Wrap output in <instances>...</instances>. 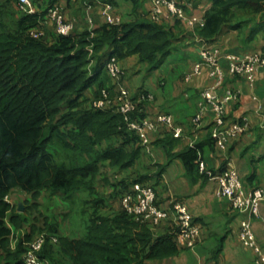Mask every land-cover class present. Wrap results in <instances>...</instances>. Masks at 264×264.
<instances>
[{"label": "trees", "instance_id": "obj_1", "mask_svg": "<svg viewBox=\"0 0 264 264\" xmlns=\"http://www.w3.org/2000/svg\"><path fill=\"white\" fill-rule=\"evenodd\" d=\"M97 1L114 5V0ZM126 1L135 10L143 2ZM46 17L47 13L20 10L17 0H0V259L4 253L10 255L13 229L7 221L15 229L22 227L20 215L6 200L14 190L32 197L60 193L73 201L78 191L94 189L92 180L102 162L126 169L140 157L141 149L135 146L142 140L129 128L125 115L87 105L85 92L89 90L94 91L92 100L104 89L117 94V85L105 69L106 60L116 57L121 66V61L136 56L152 72L174 50V25L158 24L148 15L134 22L59 35L54 42L32 35L36 29L43 30ZM204 19L195 34L207 44L225 27L240 30L248 24H252V42L264 31V0H212ZM143 93L147 96L132 97L138 108L130 114L131 121L148 118L144 105L149 98ZM105 142L108 145L101 150ZM209 143L215 144L212 136ZM154 144L167 147L173 141L160 139ZM201 154V144L178 154L167 148L169 161L181 159L189 174H200ZM164 169L160 165L158 175ZM224 169L211 171L217 174ZM145 179L141 176L132 184L146 183ZM177 233L175 226L170 234L155 239L148 225L123 210L113 217H94L83 239L59 237L57 244L47 243L41 256L53 264L59 255L67 256L70 264H150L179 253ZM24 253L25 248L12 255L15 264H24Z\"/></svg>", "mask_w": 264, "mask_h": 264}, {"label": "crops", "instance_id": "obj_2", "mask_svg": "<svg viewBox=\"0 0 264 264\" xmlns=\"http://www.w3.org/2000/svg\"><path fill=\"white\" fill-rule=\"evenodd\" d=\"M175 1L184 7L188 14L198 17L205 16L206 11L212 7V0ZM31 2L32 13H47L41 34L48 42H54L59 36L51 9H58L66 21L74 22L75 33L107 24L104 16L106 3L89 0H31ZM112 6L122 17V21L134 22L146 15L149 17L152 4L150 0H143L135 10L131 1L114 0ZM244 28L247 30L242 33ZM252 30V24L245 25L240 30L225 27L214 42L206 44L223 52L254 51L258 48L263 52L264 31L258 34L254 41L249 42ZM172 31L174 50L162 67L156 70L161 71L157 78H149L142 82L144 75L148 74L147 65L141 63L138 57L131 56L121 61L125 74L121 81L115 84L117 89L120 86L126 88L135 98L141 94L147 96L143 92L152 94L154 99L144 105L148 119H155L161 113H169L173 116L176 127L183 130L182 133L176 134L163 125L148 130V143L135 146V149L140 147L141 155L133 166L121 169L111 161L102 162L100 164L102 177L98 176L94 189L78 191L73 201L66 200L60 193H42L40 204H48L51 211L58 209V212L49 216L50 219L45 216L49 221L40 222V219L37 223L31 221L20 203L21 201L25 203V198L28 201L31 195L19 189L14 190L7 197V202L14 206V202L18 200L16 211L20 215L22 227L15 229L10 221H7V225L13 229L9 244L11 256L4 253L0 264H15L17 259L12 255L24 249L26 240L32 233L29 228L31 224L34 228L39 223L43 227L47 225V229L53 228L60 238L70 240L85 238L94 217H113L123 211L121 202L123 192L130 189L135 179L141 176H146L145 182L156 187L160 207L170 210L173 199H179L188 205L195 223L201 228V238L193 249L181 248L176 256L151 261L150 264H255V253L239 240L240 221L243 216L232 208L227 199L217 196L218 184L215 180L205 179L199 173L189 174L179 158L169 161L167 148L178 154L195 144H201V159L208 169L219 171L222 167L226 168L230 160L236 166L247 193L264 186V70L258 77V86L255 90H251L241 79L231 76L226 79V87L241 91L239 99L228 105L226 116L231 121L248 119L250 130L246 135L233 139L227 150L222 152L215 144L213 146L209 143L213 126L210 112L204 116L199 127L192 123L201 105H204L201 94L210 84L206 70L190 83L185 81L186 75L192 72L200 61L201 44L196 41L195 31L182 22H176ZM257 40L258 44L255 47L254 43ZM105 73L108 76L106 71ZM93 97V90L85 92V98L89 99V104L87 102L89 107ZM168 138L173 141L172 145L165 147L154 144L160 139ZM160 165H165V169L158 175ZM175 224V217L172 215L170 219L152 229L154 238L170 234ZM253 228L257 241L264 250V202L261 203L259 216L254 219ZM57 258V264H70L65 255H59Z\"/></svg>", "mask_w": 264, "mask_h": 264}, {"label": "built area", "instance_id": "obj_3", "mask_svg": "<svg viewBox=\"0 0 264 264\" xmlns=\"http://www.w3.org/2000/svg\"><path fill=\"white\" fill-rule=\"evenodd\" d=\"M20 10L32 13L30 0H17ZM152 7L149 17L156 23H171L179 21L187 25L193 31L205 24L204 16L190 15L175 0H150ZM96 2H99L96 0ZM51 15L56 23L59 35H69L74 29V22L66 21L58 9H51ZM104 16L107 24L118 25L122 17L114 12L110 4H105ZM32 35L41 38L39 30H34ZM197 43L201 44L200 61L195 65L192 72L186 75L185 81L190 83L195 77H199L206 70L209 78V86L202 92L204 100L199 111L192 119L195 127H199L204 116L210 112L213 126L211 136L216 147L224 152L233 139L246 135L250 130L248 119L231 121L226 116L228 105L239 99L240 90L225 86L226 79L231 76L243 80L251 90L258 86V77L264 70V55L256 51L223 52L218 48L209 47L206 41L196 35ZM111 80L114 83L121 81L123 71L116 57H110L105 62ZM149 101L154 99L148 95ZM90 108L100 110H113L125 115L129 128L135 130L142 140V144L148 143L147 131L159 126H167L176 134H181V127H176L171 114L161 113L155 119L143 121H131L129 116L138 105L132 100L128 90L122 86L117 89V94L112 96L106 89L102 90L98 98L92 100ZM199 172L215 180L218 184L217 196L229 201L232 208L243 216L240 221L239 240L252 250L255 255V264H264V250L258 243L253 228V222L259 216L261 203L264 202V186H259L247 193L234 163L229 160L227 166L221 172L214 174L208 169L206 163L200 159ZM122 208L136 221L156 227L161 222L175 217L177 245L181 248L193 249L201 238V228L195 223L193 214L182 201L173 200L171 209H163L158 204L156 189L148 183H134L122 197ZM58 237L54 233L43 232L27 245L23 256L24 264H52L41 256L47 243L57 244Z\"/></svg>", "mask_w": 264, "mask_h": 264}, {"label": "rangeland", "instance_id": "obj_4", "mask_svg": "<svg viewBox=\"0 0 264 264\" xmlns=\"http://www.w3.org/2000/svg\"><path fill=\"white\" fill-rule=\"evenodd\" d=\"M158 24H163V23H158ZM170 24L175 25L173 22H171ZM193 30V29H191ZM245 30H247V28H244L243 32L242 33H245ZM262 36V35H261ZM255 47L256 45L258 44V40L254 43ZM264 48V46L262 47ZM254 51H258L259 53L263 54L264 55V52H261V48H258ZM93 65V63H91ZM147 72L148 74L144 75L143 79H142V82H145L147 81L149 78H157V76L161 73V71H148L147 69ZM151 73V74H150ZM116 112V111H115ZM108 143L105 142L104 143V147L100 148L101 150H104L106 147H107ZM102 167V166H100ZM102 169L99 170V173L97 174V176L94 178V180H92V185L94 186L95 183L98 181V178L99 177H102ZM99 176V177H98ZM104 182V180H102ZM105 183V182H104ZM147 183V182H146ZM148 184H151V183H148ZM152 185V184H151ZM154 186V185H153ZM155 187V186H154ZM156 189V187H155ZM92 191V190H91ZM44 193H48V192H44ZM92 193V192H91ZM157 194V193H156ZM40 196L39 197H31L30 196V199L27 201V199L25 198V203L23 201H21L20 203L23 205V208H24V211L26 212V215L30 217L31 221H33L34 223H37L38 222V219H40V222H44V221H49L48 218L50 219V215H52L54 212H58V209H56L55 211H51V208L49 207L48 204L44 203V204H40ZM175 200H179L177 198H174ZM173 199V200H174ZM158 200V199H157ZM69 201V200H68ZM67 201V202H68ZM180 201V200H179ZM14 208L16 210V205L18 203V200H16L14 202ZM17 213V211H16ZM19 214V213H17ZM45 216H48V218H46ZM32 217V218H31ZM101 217V216H99ZM47 225H45L46 227ZM45 227L42 226V224H38L35 228L33 227V224L30 225V229L32 230V233H31V236H28L27 240H26V244L24 245V248L27 247L28 244H30L34 239L37 238V236L43 232H48L49 229H45ZM50 231V230H49Z\"/></svg>", "mask_w": 264, "mask_h": 264}, {"label": "clouds", "instance_id": "obj_5", "mask_svg": "<svg viewBox=\"0 0 264 264\" xmlns=\"http://www.w3.org/2000/svg\"><path fill=\"white\" fill-rule=\"evenodd\" d=\"M30 1H31V0H30ZM95 2H96V1H95ZM31 3H32V2H31ZM101 3H102V2H101ZM106 4H109V3H106ZM110 5H111V4H110ZM19 8H20V6H19ZM114 12H115V11H114ZM26 13H27V12H26ZM115 13H116V12H115ZM29 14H34V13H29ZM36 30H39L40 32H42V30H40V29H36ZM72 32H73V31H72ZM72 32H71V33H72ZM41 38H42V36H41ZM256 52H257V51H256ZM168 114H169V113H168ZM235 121H237V120H235ZM131 186H132V185H131ZM128 190H129V189H128ZM126 192H127V191H126ZM126 192H125V193H126ZM125 193H124V194H125ZM124 194H123V195H124ZM122 197H123V196H122ZM6 200H7V198H6ZM150 228H151V227H150ZM154 228H155V227H154ZM151 229H153V228H151ZM48 232H49V233H53V232H50V231H48ZM54 234H56V236L59 238V236H58L57 233H54ZM25 244H26V243H25ZM25 251H26V248H25ZM52 264H53V263H52Z\"/></svg>", "mask_w": 264, "mask_h": 264}, {"label": "water", "instance_id": "obj_6", "mask_svg": "<svg viewBox=\"0 0 264 264\" xmlns=\"http://www.w3.org/2000/svg\"><path fill=\"white\" fill-rule=\"evenodd\" d=\"M22 208V205H20V209Z\"/></svg>", "mask_w": 264, "mask_h": 264}]
</instances>
